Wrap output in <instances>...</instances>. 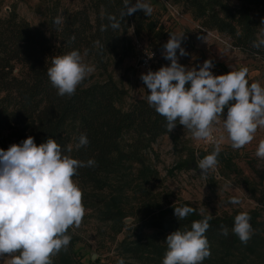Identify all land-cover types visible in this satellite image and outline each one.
I'll use <instances>...</instances> for the list:
<instances>
[{"label": "trees", "instance_id": "16d2710c", "mask_svg": "<svg viewBox=\"0 0 264 264\" xmlns=\"http://www.w3.org/2000/svg\"><path fill=\"white\" fill-rule=\"evenodd\" d=\"M166 1L187 9L202 28L228 37L230 44L242 52L264 57V48L253 46L260 40L259 28L264 26V0ZM123 9V0H86L82 7L74 9L54 0L37 11L43 18L37 27L14 10L0 15V149L19 144L29 136L37 145L51 137L61 145L64 154L84 162L94 160V166L79 168L73 180L90 190L89 198H95L97 192H108L110 196L103 200L101 208L102 217L119 223L126 214L123 200L113 193L115 187H110L112 179L122 177L134 165L150 172L148 161L154 152L153 145L170 133L165 118L149 106L147 97L133 99L125 105L128 92L109 71L111 64H120L135 53L134 36L150 34L157 26L152 15L145 16L142 11L121 19ZM58 16L62 23L57 25L53 20ZM109 16L120 21L118 29L110 27ZM72 50L92 59L99 78L89 75L71 98L60 97L47 69L53 57ZM211 71L218 75L215 68ZM226 113L227 109L225 116ZM81 134L87 136L89 143L76 149ZM69 146L71 152L67 151ZM205 155L199 152V158ZM217 159L221 166L234 170V164L222 151ZM196 165L194 152L189 151L175 164V169ZM259 203L264 207V188ZM185 205L189 206L182 202L152 212L145 223L152 234L128 242L124 239L120 243L122 250L136 260L155 257L156 253L164 258L169 234L191 230L193 221L206 217L193 207L195 212L179 221L174 208ZM240 212L209 215L210 227L205 235L211 256L202 263L264 264V220L260 210L243 211L250 215L254 230L247 244L241 243L232 232L234 217ZM221 225L227 227V236L221 234ZM68 234L71 242L53 264H83L80 257L74 259L73 247L79 239L70 229Z\"/></svg>", "mask_w": 264, "mask_h": 264}, {"label": "clouds", "instance_id": "9594fccd", "mask_svg": "<svg viewBox=\"0 0 264 264\" xmlns=\"http://www.w3.org/2000/svg\"><path fill=\"white\" fill-rule=\"evenodd\" d=\"M123 4L121 19L137 11L145 16L153 12L146 0H123ZM108 19L112 29L120 27L115 17ZM53 23H62V18H54ZM183 38L184 34H169L162 56L170 65L157 71L149 69L141 74V80L149 93L147 103L165 118L169 132L179 123L194 140L213 144V151L197 164L206 177L216 168L225 141L233 150H239L255 139L258 129H264V86L259 82L249 84L247 67L214 75L213 62L205 60L199 70L186 68L179 63V57L187 55L181 46ZM253 46L264 48V39ZM93 71V66L82 61L81 53L72 50L53 57L47 75L58 96L71 98ZM88 143L87 136L81 134L75 148ZM67 151L71 152L72 147ZM255 155L264 159V139L259 141ZM94 165V160L84 162L64 154L51 137L37 145L29 136L7 150L0 149V258L10 257V264H53L52 258L71 242L69 228H79L85 215L83 194L73 177L79 168ZM229 202L239 205L241 200L231 197ZM194 212L187 205L174 208L179 221ZM210 220L211 216H206L193 221L191 230L169 234L162 264H202L210 257L205 235ZM250 220L243 211L234 217L232 232L243 244L254 233ZM220 232L227 236V227L221 225ZM118 264L125 261L120 259Z\"/></svg>", "mask_w": 264, "mask_h": 264}, {"label": "rangeland", "instance_id": "374dc122", "mask_svg": "<svg viewBox=\"0 0 264 264\" xmlns=\"http://www.w3.org/2000/svg\"><path fill=\"white\" fill-rule=\"evenodd\" d=\"M54 0H0V15L14 10L19 17L27 20L33 27L43 23L38 14L45 4ZM70 9L82 7L86 0H58ZM150 3L156 20V30L150 34H141L140 39L157 52L158 58L153 63L152 71L159 70L171 62L162 56L163 45L169 39V34H184L181 46L187 55L179 57V63L186 68L199 67L205 60H211L218 75L226 74L232 69L248 68L249 84L259 82L264 86V57L250 55L232 46L228 37L215 34L214 31L202 28L194 20L190 12L181 5L165 0H146ZM167 3L174 6L181 14L174 17L167 8ZM235 4V2H230ZM259 39L264 38V26L259 28ZM136 52L132 53L122 63L109 66L113 78L119 81L127 90L125 105L136 98L149 95L146 86L141 80V74L147 73L136 68ZM82 61L94 67V79L99 78V71L95 68L92 59L82 56ZM88 75V76H89ZM87 76V77H88ZM1 96V93H0ZM226 117V116H225ZM264 139V129H258L255 139L239 150H233L230 142L222 145V153L232 161L234 170L217 164L205 177L197 165L190 169H175V164L183 160L187 152L193 151L198 164L199 152L206 155L213 151L212 143L196 141L191 132L180 124L167 135L161 136L153 145L154 152L149 157L150 172L134 165L126 170L120 178H113L111 189L123 203L126 217L121 223L102 217L103 200L110 194L106 191L97 192L95 198H89L91 192L74 181L82 191V202L85 215L79 228H69L78 237L74 244V259L83 264H118L120 259L125 264H162L163 257L158 253L155 257H142L140 260L131 258L122 250L121 242L131 239L144 238L152 234L145 223L152 212L159 208L178 206L187 202L199 214L204 216L222 215L233 211H248L259 209L264 220V207L259 203L260 193L264 188V159L256 157L258 143ZM7 150L8 147H1ZM150 173V174H149ZM112 193V192H111ZM89 195V196H88ZM238 197L239 205L231 204L230 198ZM124 242V243H126ZM57 262L58 255L52 258ZM0 264H10V257L0 258ZM204 264V263H202Z\"/></svg>", "mask_w": 264, "mask_h": 264}, {"label": "built area", "instance_id": "2783aa9c", "mask_svg": "<svg viewBox=\"0 0 264 264\" xmlns=\"http://www.w3.org/2000/svg\"><path fill=\"white\" fill-rule=\"evenodd\" d=\"M167 8L172 16L177 18L181 16L178 10L171 4L167 3ZM133 45L137 55L136 68L147 72L149 69H151L153 63L157 60L158 58L157 52L154 51L151 47H149L140 38L135 36L133 37ZM205 143H210V142H205Z\"/></svg>", "mask_w": 264, "mask_h": 264}]
</instances>
